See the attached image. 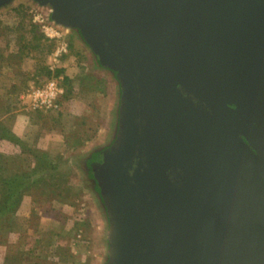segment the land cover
<instances>
[{
	"label": "water",
	"instance_id": "95a60500",
	"mask_svg": "<svg viewBox=\"0 0 264 264\" xmlns=\"http://www.w3.org/2000/svg\"><path fill=\"white\" fill-rule=\"evenodd\" d=\"M41 1L130 89L129 264H264V0Z\"/></svg>",
	"mask_w": 264,
	"mask_h": 264
},
{
	"label": "rangeland",
	"instance_id": "374dc122",
	"mask_svg": "<svg viewBox=\"0 0 264 264\" xmlns=\"http://www.w3.org/2000/svg\"><path fill=\"white\" fill-rule=\"evenodd\" d=\"M55 10L52 2L41 0H10L0 6V122L27 143L49 151L58 167L70 174L73 190L82 194L74 198V204L25 195L15 214L0 217L3 233L13 222L17 225L5 234L12 246L10 252L0 246V264L6 254L17 252L21 254L16 255V264H129L132 231L114 210L122 195L117 197L110 190L103 172L112 165V154L119 152L124 158L133 147L132 127L127 126L133 121L130 89L123 72L102 63L80 28L57 21ZM21 17L26 27L17 26ZM28 20L51 37L61 35L53 37L54 48L38 46L39 31ZM63 46L69 54L57 55ZM40 60L54 68L66 65L73 77L74 92L59 101L57 109L34 104L33 90L48 79ZM57 79L66 89L64 74ZM63 103L68 106L64 111ZM49 132L53 137L61 135V141L52 138L47 144ZM20 148L0 139V151L18 153Z\"/></svg>",
	"mask_w": 264,
	"mask_h": 264
},
{
	"label": "trees",
	"instance_id": "16d2710c",
	"mask_svg": "<svg viewBox=\"0 0 264 264\" xmlns=\"http://www.w3.org/2000/svg\"><path fill=\"white\" fill-rule=\"evenodd\" d=\"M24 18L25 17L22 18L23 20H20L17 26H27L26 19ZM30 24L33 29L39 31V35L35 36L36 40H38V46H47L52 44L49 46V49L54 48V42H56L55 39L48 36L45 31H40L41 27L38 23L31 22ZM9 27L10 26H6V29ZM27 49L32 50V47ZM67 54H69V50L65 52L63 56H66ZM37 61L36 63H38ZM40 61V67L43 71H45L48 79L53 77L57 78L64 74L62 83L67 88L60 96V101L63 98H70L74 92V85L70 84V82L73 81V77L68 74L66 65L62 66L56 64L57 66L54 68L45 64L44 61ZM11 129L12 128L6 125L4 121L0 122V139H8L15 145H19L21 147V150L18 153L0 151V217L15 214L21 206L25 195L28 194H34L36 199L41 201L49 200L50 202H53L54 198H56V200L65 204H74V198L77 196L79 197L82 193L81 190H73L74 187L70 184L68 179L70 174L68 172H64L58 167L55 159L52 158L49 151L40 149V147L35 144L27 143L19 136H16ZM62 158L63 156L61 155L59 159ZM38 216L39 215L37 214L36 217ZM16 227L17 225L13 222L8 230H6V232L8 231L7 234H9ZM0 228V246H5L10 252L12 245L9 243V235L5 236L6 232L3 233L4 226H0ZM58 246L57 249L60 250L61 248ZM16 248L17 247L14 249ZM19 254L21 253L17 252L15 254H6L5 262L3 264H16L18 260L16 255Z\"/></svg>",
	"mask_w": 264,
	"mask_h": 264
},
{
	"label": "built area",
	"instance_id": "2783aa9c",
	"mask_svg": "<svg viewBox=\"0 0 264 264\" xmlns=\"http://www.w3.org/2000/svg\"><path fill=\"white\" fill-rule=\"evenodd\" d=\"M45 33L51 37L49 33L47 32ZM60 36H61L60 34H55V36L52 37L59 38ZM66 51H68L67 46L59 47L56 54L61 56L62 53ZM59 82H60L59 79L53 77L47 79L45 82L40 84V86L34 89L32 93V96L35 100L34 104L37 105V107L43 108L45 110H49L51 108L52 109L59 108L60 96L65 91V89L61 87V84Z\"/></svg>",
	"mask_w": 264,
	"mask_h": 264
},
{
	"label": "crops",
	"instance_id": "0c3cea01",
	"mask_svg": "<svg viewBox=\"0 0 264 264\" xmlns=\"http://www.w3.org/2000/svg\"><path fill=\"white\" fill-rule=\"evenodd\" d=\"M61 63V62H60ZM60 65V64H59ZM68 106H66V103H63V106H62V111H64L66 108H67ZM55 134V133H54ZM58 135V134H57ZM52 138H56V139H58L59 141H61L60 139H62L61 138V135L58 137V136H55V137H53L52 136V133H48V137H47V139H46V142H47V144H50L49 142L51 141V139Z\"/></svg>",
	"mask_w": 264,
	"mask_h": 264
}]
</instances>
